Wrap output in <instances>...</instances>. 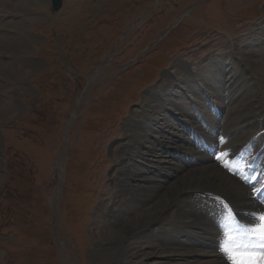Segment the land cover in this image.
Masks as SVG:
<instances>
[{
	"label": "rangeland",
	"instance_id": "obj_1",
	"mask_svg": "<svg viewBox=\"0 0 264 264\" xmlns=\"http://www.w3.org/2000/svg\"><path fill=\"white\" fill-rule=\"evenodd\" d=\"M40 4L18 66L31 92L15 82L0 91V264H115L105 243L123 206L112 178L127 122L168 77L191 86L236 46L250 42L264 72V0H64L57 13ZM246 75L264 103V84Z\"/></svg>",
	"mask_w": 264,
	"mask_h": 264
},
{
	"label": "bare ground",
	"instance_id": "obj_2",
	"mask_svg": "<svg viewBox=\"0 0 264 264\" xmlns=\"http://www.w3.org/2000/svg\"><path fill=\"white\" fill-rule=\"evenodd\" d=\"M47 1L0 0V91L8 82H15L31 92V87L20 79L23 73L18 66L27 62L24 53L33 40L26 31L27 21L41 20L32 14L42 6L40 3ZM260 21L263 22H258L257 28L264 36V19ZM247 46H251L250 42L244 45ZM244 47L228 49L224 59H209L196 77L199 80L194 78L196 83L191 86L184 84L178 72L168 77L161 92L146 96L148 103L139 118L127 122L131 135L122 146V158L112 178L123 206L112 210L114 213L109 216L114 230L107 234L105 243L114 253L115 264H229L215 249L210 193L228 197L241 210L253 211L249 223L254 222L256 215L259 217L261 207L247 188L193 144L211 137L194 110L212 124V129L220 124L213 117L208 119L211 113L203 109L207 103L202 89L218 109L230 98L235 105L233 110L229 108L227 121L223 122V130L229 132V147L237 150L251 144V138L263 139L264 135H254L264 128V103L246 79L247 73L252 74L264 84V72L254 58L262 55L247 52ZM256 69L261 72L260 80ZM225 85L229 88L227 96ZM170 112L182 117L179 125L186 134L178 130V123L168 115ZM188 114L189 119L185 120ZM247 126L253 129L240 134ZM192 133L194 137L189 135Z\"/></svg>",
	"mask_w": 264,
	"mask_h": 264
},
{
	"label": "snow or ice",
	"instance_id": "obj_3",
	"mask_svg": "<svg viewBox=\"0 0 264 264\" xmlns=\"http://www.w3.org/2000/svg\"><path fill=\"white\" fill-rule=\"evenodd\" d=\"M222 158H223L222 156L221 157H217V159H222ZM225 166L227 167V165H225ZM260 220H261V224L257 228L253 229L252 231L254 233L259 234V236L261 238V241L264 242V213H262L260 215ZM262 248H264V243H262ZM225 251H230V249L229 248H225ZM246 255L247 256H251L252 254L251 253H247ZM237 259L239 260V258H237Z\"/></svg>",
	"mask_w": 264,
	"mask_h": 264
},
{
	"label": "clouds",
	"instance_id": "obj_4",
	"mask_svg": "<svg viewBox=\"0 0 264 264\" xmlns=\"http://www.w3.org/2000/svg\"><path fill=\"white\" fill-rule=\"evenodd\" d=\"M257 255L260 257V264H264V248H262L260 253Z\"/></svg>",
	"mask_w": 264,
	"mask_h": 264
},
{
	"label": "water",
	"instance_id": "obj_5",
	"mask_svg": "<svg viewBox=\"0 0 264 264\" xmlns=\"http://www.w3.org/2000/svg\"><path fill=\"white\" fill-rule=\"evenodd\" d=\"M61 0H53L54 8L57 9L60 6Z\"/></svg>",
	"mask_w": 264,
	"mask_h": 264
}]
</instances>
